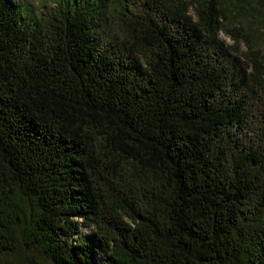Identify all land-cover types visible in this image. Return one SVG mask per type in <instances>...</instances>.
Wrapping results in <instances>:
<instances>
[{"label":"trees","instance_id":"obj_1","mask_svg":"<svg viewBox=\"0 0 264 264\" xmlns=\"http://www.w3.org/2000/svg\"><path fill=\"white\" fill-rule=\"evenodd\" d=\"M262 39L264 0H0V264H264Z\"/></svg>","mask_w":264,"mask_h":264},{"label":"rangeland","instance_id":"obj_2","mask_svg":"<svg viewBox=\"0 0 264 264\" xmlns=\"http://www.w3.org/2000/svg\"><path fill=\"white\" fill-rule=\"evenodd\" d=\"M189 12L192 14V9L190 8ZM239 21V18L235 17V16H229L226 24H225V27L219 32V37L221 39H223L226 43H233V40L231 39V37L227 34V32L225 31V28H230L232 27L233 25L237 24V22ZM254 45H252V47L254 49H262L264 51V39H262L261 41H258V42H255L253 43ZM248 44L245 43V42H241V49L242 51H246L247 50V46ZM91 231V228L90 227H82V233L84 235H87V233H89ZM98 259L102 258L103 255L101 256V254H97L96 256ZM96 258V259H97Z\"/></svg>","mask_w":264,"mask_h":264}]
</instances>
